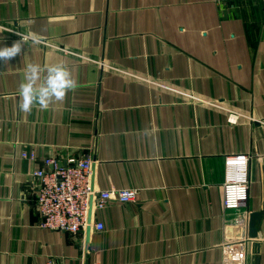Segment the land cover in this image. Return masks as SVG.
<instances>
[{"label": "crops", "instance_id": "1", "mask_svg": "<svg viewBox=\"0 0 264 264\" xmlns=\"http://www.w3.org/2000/svg\"><path fill=\"white\" fill-rule=\"evenodd\" d=\"M0 29V47L23 33L59 49L0 61V264H264V0H0ZM28 63H63L76 87L23 113ZM234 154L250 156L248 199L224 210ZM88 156L95 191L138 193L95 211L86 244L39 227L32 173Z\"/></svg>", "mask_w": 264, "mask_h": 264}, {"label": "built area", "instance_id": "2", "mask_svg": "<svg viewBox=\"0 0 264 264\" xmlns=\"http://www.w3.org/2000/svg\"><path fill=\"white\" fill-rule=\"evenodd\" d=\"M244 0H214L215 3H237ZM222 108L220 103L214 104ZM227 122L236 124L240 114L227 111ZM24 159L36 160L34 154L23 153ZM249 159L246 154L227 156L224 161V183L222 185V207L224 210H238L245 207L249 187ZM51 171L35 170L32 176L37 179L35 205L41 217L40 228L78 235L85 231L89 198H91V227L97 232L104 229L102 223L93 222L95 211L105 209L111 202L133 203L138 190L134 188H109L95 191L90 181L92 161L67 159L65 164L52 159H44ZM238 243V242H237ZM223 264H247V252L241 251L236 258H224Z\"/></svg>", "mask_w": 264, "mask_h": 264}, {"label": "clouds", "instance_id": "3", "mask_svg": "<svg viewBox=\"0 0 264 264\" xmlns=\"http://www.w3.org/2000/svg\"><path fill=\"white\" fill-rule=\"evenodd\" d=\"M10 32L9 29H0V33ZM21 36L19 41H15L11 46L0 47V61L7 64L11 59L17 57L22 52V46L28 45L31 41L33 45H44L45 47L56 49L54 44L32 34ZM59 51V49H56ZM67 54V53H66ZM76 87L69 68L63 63L50 65H40L28 63L25 68L24 77L18 86V108L23 113H31L33 109L47 110L54 102L63 101L66 94Z\"/></svg>", "mask_w": 264, "mask_h": 264}, {"label": "water", "instance_id": "4", "mask_svg": "<svg viewBox=\"0 0 264 264\" xmlns=\"http://www.w3.org/2000/svg\"><path fill=\"white\" fill-rule=\"evenodd\" d=\"M92 169V167H91ZM91 198H89V203H88V213H87V222H86V228H85V243L87 244V236L90 232L91 228ZM260 213H253L249 217V237L250 238H255L256 237V230H255V224L256 221L260 218ZM86 249V247H85ZM257 252L256 247L253 245L252 252L251 254L255 255ZM86 257V251H85V256Z\"/></svg>", "mask_w": 264, "mask_h": 264}]
</instances>
